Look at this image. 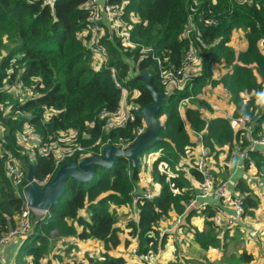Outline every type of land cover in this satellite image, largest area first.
<instances>
[{
  "label": "trees",
  "instance_id": "trees-1",
  "mask_svg": "<svg viewBox=\"0 0 264 264\" xmlns=\"http://www.w3.org/2000/svg\"><path fill=\"white\" fill-rule=\"evenodd\" d=\"M124 1L125 14L133 11L137 16L131 24L136 46H124L123 38L106 24L101 41L109 52L107 65L115 66L136 107L131 122L106 130L99 112L116 109L120 89L108 68L95 69L90 63L93 52L84 40L91 34L88 10L83 7L86 0H0V235L17 226L24 207L22 194L5 173L6 151L22 158L24 167L30 162L38 180L48 177L53 169L52 158L36 149L32 160L28 159L22 149L26 129L39 133L43 142L58 140L59 132L75 130L72 139L84 147L75 156L100 154L104 144L126 145L140 128L145 129L141 108L153 103V98L140 71H149L151 85L166 97L157 112L162 138L143 150L156 151L144 165L149 179L160 188L136 203V218L127 217L120 224L117 208L132 206L134 187H142L137 179L143 151L135 172L130 160L120 156L109 168L95 166L87 182L67 179L58 203L43 217L31 212L30 232L20 237L14 264H69L61 256L70 248L76 251L77 245L86 249V259H76V264H146L145 258L152 260L158 251L161 254L172 233L164 231L163 220L169 223L180 215L199 186L194 131L202 132L218 179L229 176L234 146L247 148L245 171L253 167L257 172L264 166L262 155L248 147L245 128L213 109L218 104L206 97L207 92L214 93L212 88H222L226 98L221 100L230 104L231 115L248 117L254 135L264 130V0H107L112 4ZM190 20L193 30L187 32ZM235 28L244 29L246 45L239 49L230 43ZM85 29L88 32L82 34ZM7 39L8 44L4 43ZM141 45L151 50L142 51ZM191 45L199 61L195 69L187 70L191 79L183 88L168 89L161 82L159 67H178ZM16 85L29 96L20 100L10 93ZM181 99L182 115L178 111ZM230 184L244 195V215L254 217L260 197L248 179L235 174ZM212 213L210 206L202 212L189 209L175 230L187 233L206 251L217 247L222 226L213 222ZM195 217H201V225ZM230 229L225 227L223 236ZM60 238L62 254L56 245ZM132 238L138 246L137 256L130 254ZM95 242L96 247L87 249ZM225 245L221 242V248ZM175 252L157 264L200 262ZM240 258L251 261L253 256L243 251Z\"/></svg>",
  "mask_w": 264,
  "mask_h": 264
},
{
  "label": "built area",
  "instance_id": "built-area-1",
  "mask_svg": "<svg viewBox=\"0 0 264 264\" xmlns=\"http://www.w3.org/2000/svg\"><path fill=\"white\" fill-rule=\"evenodd\" d=\"M44 3H53L54 0H41ZM83 7L88 10V19L91 23V37L87 40V45L90 46L93 54L97 57L93 61L94 66L99 68H108L111 78L115 82L116 87L120 89V99L116 109L112 112H108L105 109L99 112V118L104 122L102 124V129H113L127 125L134 119L133 107L136 106L130 102V95L128 88L122 83L118 78V71L115 66H108L109 55L107 53L106 47L101 42V36L104 30V24L108 25L109 28L115 31V33L123 38V43L135 44L131 39V31L129 26L125 25L123 22L124 14L126 13V2L120 4H112L107 2V0H86ZM126 15V14H125ZM127 15L130 18H135L133 11H128ZM214 20H211L213 22ZM187 32H191L192 21H189L187 27ZM201 45L206 46L205 42L198 38ZM138 45V44H137ZM142 51H150L151 47H143L141 45ZM194 46H190L182 60L181 64L176 68L163 69L159 67V77L164 86L168 89L173 87L183 88L185 84L191 79L192 76L187 74V69L192 64L198 63V54ZM160 64V59L155 56ZM98 69V68H97ZM31 92V91H29ZM203 97V94H200ZM188 98V97H186ZM184 98V99H186ZM184 99H181L178 103V111L180 115L181 103ZM22 114V111H18ZM228 117L233 122L240 123L246 131L249 138L248 147L251 150H257L263 157L264 160V130L259 134H252V127L250 124V119L246 116L233 117L231 113H226ZM93 126V123H89ZM143 128L138 130V133L143 131ZM197 139V156H196V168L200 174L199 186L193 197L186 203L184 211L178 215L165 230H170L172 226H178L181 222V215L189 209H194L198 212H202L206 206H210L212 209L211 219L213 222L222 227H232L238 222L244 219V195L242 193H233L230 190L231 178L228 176L224 179H218L214 175L213 169L215 168L214 158L209 150V147L205 144L203 140V135L201 131H194ZM75 135V130L62 131L59 132L58 140L54 141H42V137L39 133L26 129L23 137L27 140L37 138L39 143L36 147L37 152L42 156L51 157L53 160L52 172L43 179L33 180L42 185L46 183L52 174L55 172L57 167L66 161L73 159L77 153L84 150L81 142L73 140L72 137ZM60 138V139H59ZM28 141V140H27ZM29 142V141H28ZM1 153V149H0ZM248 156L247 148H240L234 146L230 157H237L239 159H244ZM4 169L5 173L16 187L17 193H21L23 196V191L27 186L26 181V171L23 164L15 157L14 153L10 150L6 151L4 159ZM132 206L141 198H150L153 196V190L149 184H145L143 190L138 191L135 186L133 189ZM24 199V198H23ZM31 212L43 217L46 214V210L35 209L27 204L24 199V207L18 218L17 226L9 229L6 233L0 235V250L3 246L8 245L13 238L18 236H26L30 232L31 223ZM136 218V216H135ZM256 230H251L250 234H254ZM138 246L134 238L131 239L130 244V254L137 256ZM160 251L153 254L152 260L145 258L146 264H154L153 261L159 257ZM3 264H14L13 260L8 262L0 261Z\"/></svg>",
  "mask_w": 264,
  "mask_h": 264
},
{
  "label": "water",
  "instance_id": "water-1",
  "mask_svg": "<svg viewBox=\"0 0 264 264\" xmlns=\"http://www.w3.org/2000/svg\"><path fill=\"white\" fill-rule=\"evenodd\" d=\"M139 75L143 77L144 84L150 90L153 98V103L146 104L141 108L145 129L126 145L107 143L101 147L100 154H88L80 158L74 157L61 163L49 180L42 185L33 180V166L26 161V181L28 184L23 191V198L30 207L47 211L52 204L58 203L65 190L67 179L87 182L92 179L95 166L109 168L113 165L116 157L128 158L132 164V171L137 170L139 154L162 138L159 132L161 121L157 112L160 110L161 104L166 101L164 93L151 85V73L149 71L142 70ZM175 228V225L172 226L170 231L173 232Z\"/></svg>",
  "mask_w": 264,
  "mask_h": 264
},
{
  "label": "rangeland",
  "instance_id": "rangeland-1",
  "mask_svg": "<svg viewBox=\"0 0 264 264\" xmlns=\"http://www.w3.org/2000/svg\"><path fill=\"white\" fill-rule=\"evenodd\" d=\"M135 18H130L129 15H124L123 17V22L125 23V25L129 26L128 28L131 31V24L133 23V21H137V16L134 13ZM91 29V28H90ZM111 29V28H110ZM88 30V29H87ZM86 29L84 30V32H82V34H86L88 31ZM112 30V29H111ZM114 31V30H113ZM105 30H103L102 36L104 35ZM115 33V31H114ZM244 29L243 28H235L232 32V36H231V40L230 43L232 46L238 48V47H243L244 46ZM92 34V32H91ZM90 34V37H91ZM116 36H118L115 33ZM84 36V35H82ZM101 36V39H102ZM85 37V36H84ZM90 37H88V39L85 37L84 40L87 41L90 39ZM120 37V36H118ZM10 40V39H9ZM9 40H4V43L8 44ZM14 41V39H11ZM102 42V41H101ZM103 43V42H102ZM104 45V43H103ZM124 46H129V49H133L136 45L134 44H123ZM105 46V45H104ZM106 47V46H105ZM107 53L109 55L108 49L106 48ZM198 57V56H197ZM96 56L93 54L91 59H90V63L92 65L93 68L97 69L99 68L98 66H94L93 61L96 60ZM196 73H199V69L195 70ZM10 93H14L15 96H18L20 100H24L25 97L29 96V93L27 92H23L21 90V88H19V86H13L10 89ZM60 139V138H59ZM27 143L25 142L26 139H22L23 145L25 147H22V149L27 153L28 155V159L31 161L32 160V154L34 149H36V147L38 146V139L37 138H33V139H29L27 138ZM156 153L155 150H151V151H143V153L140 155L141 158V166H140V175L137 179V184L138 185H144V184H149L153 190V194L158 193L160 185L157 182H153L149 179V171L147 169V167L144 165V163H150L152 156H154ZM84 156V154H81L79 157ZM19 160V159H18ZM21 164L23 163V159L21 158L20 160ZM30 163V162H29ZM26 174H27V167H24ZM137 187V185H136ZM130 216H134V209L132 208V206H123V207H119L117 208V217H118V222L120 224H124V221L126 220L127 217ZM196 221L200 224L201 223V218L195 217ZM177 229V228H175ZM224 230V228H220L219 232H222ZM230 230H234L233 228H231ZM182 232V231H181ZM185 234L183 233V235H181L179 232H176V230H174L170 235H168L167 240L165 242V246L163 248V253L165 255V257L168 256H172L174 255V253H176L175 251H177L180 254H183L184 256H189V257H196L199 260H204L205 264H224L223 263V256L221 255V253L223 252L222 248H221V241L220 244L217 247H212L210 250L206 251L203 248H200L196 243H193L191 237L186 234L188 236V239L185 238ZM239 235V240L238 241H243V240H247L248 235L246 236V234L242 231L238 233ZM218 236L220 237V235L218 234ZM222 238V236L220 237V239ZM223 240H227V244L225 246V249L227 251L230 252V248L229 246L232 244H235V239L231 236L229 237H225ZM57 243V249L61 250L62 249V238L56 240ZM176 244V245H175ZM229 244V246H228ZM89 248L87 249H93L94 247L97 246L96 242L95 243H90L88 244ZM60 247V248H59ZM244 248H234L233 251L237 252V253H233V251L230 252L229 257H226L225 260L230 262V264H237L238 263V257H241L242 251ZM56 250V249H55ZM86 251V249H84V246L80 247L79 245H77L76 251H74V248H70L68 250H65L62 254V250L60 251V253L63 255L61 257L64 258L65 261L69 262V264H76V259H81L84 258L86 259L84 252ZM124 252V251H123ZM88 252H86L87 254ZM125 254H129L128 252H124ZM163 255V254H162ZM208 255H213V260L211 261V258H208ZM163 256V258H161V260L165 261L167 258H165ZM57 259H55L53 262L57 263ZM211 261V262H210ZM200 262H195V263H189V264H198ZM255 264V263H254Z\"/></svg>",
  "mask_w": 264,
  "mask_h": 264
},
{
  "label": "crops",
  "instance_id": "crops-1",
  "mask_svg": "<svg viewBox=\"0 0 264 264\" xmlns=\"http://www.w3.org/2000/svg\"><path fill=\"white\" fill-rule=\"evenodd\" d=\"M244 41H245V39H244ZM245 45H246V41L244 43V46ZM239 48H242V47H238L236 49H239ZM197 64L198 63L192 64L191 66H189V68L187 70L195 69V66ZM212 90L214 91V93L207 92L206 97L208 99L213 100V103L218 104V106H214L213 109L215 108L216 111L221 112L223 114L231 113L230 112L231 111L230 104L228 102H226L225 100H221V97L226 98L223 95V94H226L225 91L222 88H212ZM229 161H230L229 177L233 180V177L235 176V174L236 175H244L248 179V181L250 182V184L252 185V187L255 189V191L258 193V195L260 197V205L255 209V216L254 217L244 216V219L242 221L238 222L237 223L238 225L236 227L233 226L234 230L228 231L226 237L231 236L235 239L234 245L231 244L229 246V244H228V246L230 248V252L233 251L234 248H244L240 252L247 251L253 256L251 261H243L240 257H238L239 259H238L237 264H254V263L255 264H264V166L262 167V169L260 171H257V172H256V169L253 167L250 168L249 170L245 171L243 169V159H239L237 157H229ZM144 185H142V187H144ZM142 187H140V188L138 187L137 188L138 191L143 190ZM230 190L233 193L238 192V191L233 190V188L231 187V184H230ZM132 208L134 209L133 218H135L137 209H135V206L134 207L132 206ZM130 217H132V216H130ZM198 218H201V217H198ZM165 221L166 220H163V222H164L163 227H167L170 223V222L168 223L167 221L166 222ZM196 223L199 224L197 221H196ZM199 225H201V223ZM222 228H225V227H222ZM251 230H256V232L254 234H250ZM242 231L246 234V236L248 235L247 240L238 241L240 238L238 233L242 232ZM223 232H224V230L222 232H219L218 234L220 235V237L222 236V238L224 239L225 236H223ZM180 234L183 235V233H180ZM186 234H185V238L188 239V236ZM20 237L21 236L13 238L8 245H5L1 248V250H0V261H3L5 263V262H8V261L14 259V256L16 254V250H17L18 245L20 243V240H19ZM221 239H220V241L222 243L227 244V240L222 241ZM193 243H195V242H193ZM225 246H224V248H222L223 252L221 253V255L223 256V263L224 264H230V262L225 260V258L229 257V255H230V252L225 249ZM233 253H237V252L233 251ZM163 256L165 257V255L162 251L161 254H159V257H157L155 259V261H153V263L157 264L158 261L162 262L161 258H163ZM187 257H189V256H187ZM192 257H194V256H192ZM192 257H190V258H192ZM213 257H214L213 255H208V258H211V261L213 260ZM194 258H196V257H194ZM196 259H198V258H196ZM200 262H201V260H200ZM204 262L205 261L202 260V262L198 263V264H203ZM192 263H195V262H192Z\"/></svg>",
  "mask_w": 264,
  "mask_h": 264
}]
</instances>
